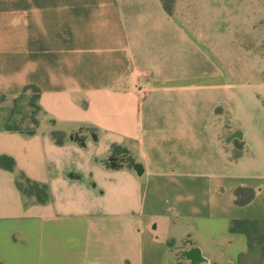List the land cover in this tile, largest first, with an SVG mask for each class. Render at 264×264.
Listing matches in <instances>:
<instances>
[{"label": "crops", "instance_id": "1", "mask_svg": "<svg viewBox=\"0 0 264 264\" xmlns=\"http://www.w3.org/2000/svg\"><path fill=\"white\" fill-rule=\"evenodd\" d=\"M223 39L162 0H0V264H264V80Z\"/></svg>", "mask_w": 264, "mask_h": 264}, {"label": "rangeland", "instance_id": "2", "mask_svg": "<svg viewBox=\"0 0 264 264\" xmlns=\"http://www.w3.org/2000/svg\"><path fill=\"white\" fill-rule=\"evenodd\" d=\"M164 2L169 12H176L179 20L184 21L185 28L192 29L193 25H198L200 33L224 37L223 43L232 54L233 71L246 68L242 76L246 77L247 81H253L256 76L264 80V0H164ZM207 39L205 38L202 44H206ZM218 43L222 42L216 40V44ZM31 112L30 116L24 112L17 116L23 128H31V114H35L33 116L35 119L36 108ZM14 236L18 245L27 242L21 232ZM15 253L13 251L11 255L15 257Z\"/></svg>", "mask_w": 264, "mask_h": 264}, {"label": "trees", "instance_id": "3", "mask_svg": "<svg viewBox=\"0 0 264 264\" xmlns=\"http://www.w3.org/2000/svg\"><path fill=\"white\" fill-rule=\"evenodd\" d=\"M165 4L164 0H162ZM165 7L166 4H165ZM29 90H33L36 94L39 92L37 89H34L32 86H27L25 88V92ZM36 98H34L31 102H35ZM21 125L19 122L9 123L7 126V130L11 131H22L19 128ZM22 127V126H21ZM0 167L5 168L10 171H16V163L15 160L9 156L2 155L0 156ZM17 186L21 193L25 196V198L35 197L37 202L40 204H45L50 201L51 195L49 192V188L46 185H41L37 182L32 181L29 179L23 172L17 173ZM253 197V191L246 188H238L235 191V203L238 205H245L247 204L251 198Z\"/></svg>", "mask_w": 264, "mask_h": 264}, {"label": "water", "instance_id": "4", "mask_svg": "<svg viewBox=\"0 0 264 264\" xmlns=\"http://www.w3.org/2000/svg\"><path fill=\"white\" fill-rule=\"evenodd\" d=\"M234 138H241V134L238 132L235 135H233L232 137H230V140L234 139ZM130 163L133 165V167L135 168V170L139 173V175H141L142 173V167L138 164H135L133 161L130 160Z\"/></svg>", "mask_w": 264, "mask_h": 264}, {"label": "flooded vegetation", "instance_id": "5", "mask_svg": "<svg viewBox=\"0 0 264 264\" xmlns=\"http://www.w3.org/2000/svg\"><path fill=\"white\" fill-rule=\"evenodd\" d=\"M129 161H130V159H129Z\"/></svg>", "mask_w": 264, "mask_h": 264}]
</instances>
